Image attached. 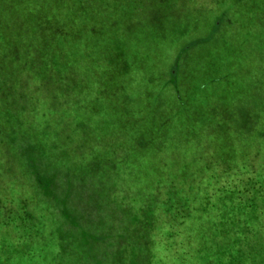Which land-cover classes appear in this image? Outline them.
<instances>
[{
  "label": "rangeland",
  "instance_id": "obj_1",
  "mask_svg": "<svg viewBox=\"0 0 264 264\" xmlns=\"http://www.w3.org/2000/svg\"><path fill=\"white\" fill-rule=\"evenodd\" d=\"M126 2L124 17L155 19V28L165 35L164 41L152 39L151 45L168 58L185 37L187 40L195 34L209 33L214 19L224 12L219 32L202 46L191 48L185 59L192 75L184 84L188 91L182 109L190 111L180 120L191 119L190 124L184 131L185 123L177 125L176 131H151L142 112L144 99V107L160 117L152 123H162L159 128L168 123L161 118L166 117L172 100L164 94L149 100L166 77V59L152 65L149 58L145 66L131 70L148 75L130 80L124 87L125 95L135 89L141 98L134 105L122 106V94L106 96L101 100L104 109L100 113L99 100L92 95L81 100L87 108L72 115L67 112L72 98L66 99L34 126L25 115L15 122L0 111V264H142L147 258L141 252L145 247L133 228L140 227L142 233L149 228V224L144 225L147 215L142 216L138 207L147 196L148 184L158 185L169 177L189 179L208 157L228 164L264 165V0H157L145 9L139 7L143 1ZM134 4L138 10L130 15L126 11ZM137 27L132 24L130 29L136 30L133 34H141L137 30H143L146 24ZM228 33L243 37L240 47L232 45L234 36ZM245 34H251L253 40H247ZM115 37L118 47L120 33ZM214 50L219 55H214ZM152 57L156 62L157 56ZM218 71L227 73V83L214 79ZM193 90L195 98L194 94L188 96ZM249 101L253 110L242 117L241 111ZM69 116L80 126H93L92 134L70 128ZM105 119L110 122L108 128ZM135 119L143 122L136 125L132 122ZM106 129V134L119 142L106 148L90 141ZM133 129L141 133L142 139L137 140L142 144L141 152L123 154L119 146L125 136L131 144ZM233 129L236 134L222 137V132ZM198 130L209 136H195L191 142L197 145L185 142L189 144L185 148L183 133L186 139ZM8 136H13L16 143L6 141ZM27 137L34 143L32 154L22 157L19 142ZM51 140L54 147H46L45 142ZM33 156L37 159L34 168L31 161L27 165V158ZM100 156L117 165L111 186L105 184L104 177L96 176L98 169H105ZM41 173L52 175L51 195L44 194L36 180ZM63 195L65 203L60 201Z\"/></svg>",
  "mask_w": 264,
  "mask_h": 264
},
{
  "label": "trees",
  "instance_id": "obj_2",
  "mask_svg": "<svg viewBox=\"0 0 264 264\" xmlns=\"http://www.w3.org/2000/svg\"><path fill=\"white\" fill-rule=\"evenodd\" d=\"M126 1L135 0H0V111L7 119L18 122L25 115L29 125L34 126L40 117L57 110L71 98L67 112L79 114L80 109L87 108L81 100L92 95L99 100L100 113L104 109L101 100L106 96L122 94L119 101L122 106L134 105L133 102L141 98L135 89L128 90L129 95H125L124 87L130 80L148 76L145 72L131 70L145 66L143 64L151 58L152 65L166 59V77L161 80L163 84L159 89L149 95V100L155 101L164 94L172 104L165 112L166 117L161 118L168 120L167 125L159 128L162 123L155 126L152 119L160 117L156 111L144 107L143 99L142 112L148 127L156 132L168 128L176 131L177 125L185 123L181 130L187 128L191 119L180 120L184 114L189 116L190 111L182 109V99L188 91L184 84L192 75L185 59L191 48L202 46L219 32L224 12L214 19L209 33L195 34L187 40L185 37L168 58L157 53L156 47L151 45L152 39L164 41L165 35L155 28V19L124 17ZM138 1H143L139 7L144 8L154 6L157 0ZM129 7L126 12L130 15L138 10L136 4ZM132 24L134 27L146 24V27L143 30L139 27L137 31L141 34H133L136 30L130 29ZM117 32L121 40L118 47L115 46ZM228 34L234 36L232 45L240 47L243 37ZM245 38L253 40L251 34H245ZM213 53L219 55L217 50ZM153 54L157 56L156 62ZM217 74L214 79L228 82L226 72L218 71ZM191 94L196 97L194 90L188 96ZM116 105L120 108L118 103ZM251 110L249 101L240 115L246 117ZM67 121L70 128L85 131L84 135L94 131L88 123L76 124L72 116ZM103 121L108 128L109 120ZM132 122L139 125L143 121L135 119ZM108 130L90 141L110 148L120 139L110 138L106 134ZM235 130L222 132V137L236 134ZM138 132L133 129L131 144L127 142L128 136L122 139L119 150L123 154L130 150L136 154L141 152L142 144H137V140L142 137ZM207 134L198 130L181 142L187 148V143L192 144L195 136L205 138ZM5 140L16 143L13 136ZM19 143L18 152L22 157L32 154L34 143L28 137ZM54 143L46 141L45 145L54 147ZM100 160L105 169H98L96 176L104 177L105 184L111 186L112 172L117 165L108 157L100 156ZM30 161L34 168L35 156L27 158V165ZM36 180L44 194L53 191L50 173H41ZM64 193L67 196V191ZM60 201L66 202L65 195ZM138 207L142 216L147 215L144 225L149 224L143 233L140 227L133 228L145 247L141 252L146 253L147 258L142 264H264V165L228 164L208 157L203 166L193 170L189 179L176 181L169 177L158 185L148 184L147 196Z\"/></svg>",
  "mask_w": 264,
  "mask_h": 264
}]
</instances>
